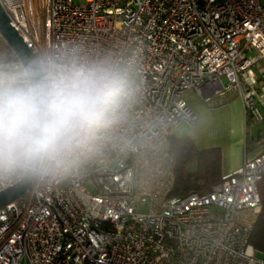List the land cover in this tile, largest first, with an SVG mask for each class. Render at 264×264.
<instances>
[{
	"label": "built area",
	"instance_id": "built-area-1",
	"mask_svg": "<svg viewBox=\"0 0 264 264\" xmlns=\"http://www.w3.org/2000/svg\"><path fill=\"white\" fill-rule=\"evenodd\" d=\"M35 54L83 44L135 58L131 149L105 153L0 208V264H264L249 243L260 211L262 140L209 191L169 197L168 139L232 98L264 118V0H0ZM247 137V135H246ZM153 146L146 166L143 142ZM1 191V190H0ZM147 203L148 211H136Z\"/></svg>",
	"mask_w": 264,
	"mask_h": 264
},
{
	"label": "clouds",
	"instance_id": "clouds-1",
	"mask_svg": "<svg viewBox=\"0 0 264 264\" xmlns=\"http://www.w3.org/2000/svg\"><path fill=\"white\" fill-rule=\"evenodd\" d=\"M140 95L132 57L83 44L0 51V190L51 184L110 146L131 149ZM143 147L147 166L153 146Z\"/></svg>",
	"mask_w": 264,
	"mask_h": 264
},
{
	"label": "trees",
	"instance_id": "trees-1",
	"mask_svg": "<svg viewBox=\"0 0 264 264\" xmlns=\"http://www.w3.org/2000/svg\"><path fill=\"white\" fill-rule=\"evenodd\" d=\"M0 49L12 53L0 36ZM262 140L261 144L258 143ZM258 144L264 149V132L257 137L247 136L245 150H253ZM168 152L175 163L174 185L169 197H183L189 193L203 194L220 181L221 152L219 148L197 150L186 135L171 136L168 139ZM194 168L191 170V165ZM261 207L251 228L249 243L256 255L264 260V178L259 184Z\"/></svg>",
	"mask_w": 264,
	"mask_h": 264
},
{
	"label": "crops",
	"instance_id": "crops-1",
	"mask_svg": "<svg viewBox=\"0 0 264 264\" xmlns=\"http://www.w3.org/2000/svg\"><path fill=\"white\" fill-rule=\"evenodd\" d=\"M187 94L186 103L196 114V120L192 124H181L174 130L173 135L177 137L186 135L199 151L219 148L221 175L239 168L244 155L249 156L253 151L245 150L246 135L257 137L258 132H264V128L252 134L255 126L253 125L248 133L243 108L237 98H232L219 107L210 108L192 92Z\"/></svg>",
	"mask_w": 264,
	"mask_h": 264
},
{
	"label": "water",
	"instance_id": "water-1",
	"mask_svg": "<svg viewBox=\"0 0 264 264\" xmlns=\"http://www.w3.org/2000/svg\"><path fill=\"white\" fill-rule=\"evenodd\" d=\"M0 36L3 38V40L8 45V47L11 49L12 52H17V54H23V47L26 45L23 42L20 35L18 34V32L10 25V22L5 12L1 8V6H0ZM31 187L32 185H18L15 187H10L5 190H1L0 191V208L19 199L26 192L30 191Z\"/></svg>",
	"mask_w": 264,
	"mask_h": 264
},
{
	"label": "rangeland",
	"instance_id": "rangeland-1",
	"mask_svg": "<svg viewBox=\"0 0 264 264\" xmlns=\"http://www.w3.org/2000/svg\"><path fill=\"white\" fill-rule=\"evenodd\" d=\"M74 3H77L78 0H73ZM2 38V37H1ZM3 39V38H2ZM6 44V43H5ZM7 45V44H6ZM8 46V45H7ZM0 51H3L2 49H0ZM194 94V93H193ZM195 96V95H194ZM185 97L188 98V94L185 95ZM264 128V120L263 121H259L257 123H255L254 129L252 130L253 132H251L252 134H255L259 129ZM248 133H249V129H247ZM191 170H193L194 166L193 164L191 165ZM136 211L139 213H146L148 211V204L147 203H140L138 204Z\"/></svg>",
	"mask_w": 264,
	"mask_h": 264
}]
</instances>
